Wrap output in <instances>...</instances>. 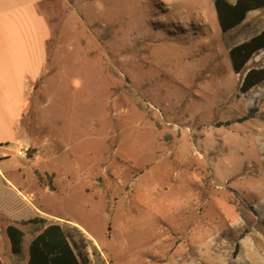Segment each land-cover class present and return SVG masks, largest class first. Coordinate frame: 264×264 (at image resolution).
Returning a JSON list of instances; mask_svg holds the SVG:
<instances>
[{"label":"rangeland","instance_id":"374dc122","mask_svg":"<svg viewBox=\"0 0 264 264\" xmlns=\"http://www.w3.org/2000/svg\"><path fill=\"white\" fill-rule=\"evenodd\" d=\"M38 9L48 61L21 131L39 152L11 141L4 168L36 167L21 195L45 223L88 264H264V81L239 91L241 26L221 30L214 0Z\"/></svg>","mask_w":264,"mask_h":264},{"label":"crops","instance_id":"0c3cea01","mask_svg":"<svg viewBox=\"0 0 264 264\" xmlns=\"http://www.w3.org/2000/svg\"><path fill=\"white\" fill-rule=\"evenodd\" d=\"M40 1L0 0V174L8 185L22 195V191L29 194L33 192L23 179L35 176L36 167L29 165L28 168L25 163L26 166L23 164L18 169H5L4 163L9 159V154L5 151L11 141L19 139L23 145L37 149V144L24 136L21 130L27 96L35 90L32 82L41 80L48 61L51 29L47 18L38 9ZM237 26H241V30L245 32L241 42L259 33L264 27V7L250 10L235 27ZM247 65H264V49L256 53ZM36 151L39 152L38 149ZM30 155L29 158L34 160L37 153L34 150ZM11 223L24 231L20 254L13 253L11 249V240L7 234V226ZM25 225L27 224L13 222L0 213L2 264H27L29 244L38 231L28 233Z\"/></svg>","mask_w":264,"mask_h":264},{"label":"trees","instance_id":"16d2710c","mask_svg":"<svg viewBox=\"0 0 264 264\" xmlns=\"http://www.w3.org/2000/svg\"><path fill=\"white\" fill-rule=\"evenodd\" d=\"M221 30L228 31L238 25L250 10L263 8L264 0H214ZM264 49L263 29L230 48V58L236 73L242 74L239 91L244 93L264 81V65L248 66L247 62ZM251 116L247 114L239 120ZM32 151V149L30 150ZM0 213L13 222L21 224H43L29 244L27 264H88V257L78 249L77 243L58 222L45 223V219L0 174ZM11 249L15 254L22 252L24 231L13 223L7 226ZM0 264H2L0 260Z\"/></svg>","mask_w":264,"mask_h":264},{"label":"built area","instance_id":"2783aa9c","mask_svg":"<svg viewBox=\"0 0 264 264\" xmlns=\"http://www.w3.org/2000/svg\"><path fill=\"white\" fill-rule=\"evenodd\" d=\"M17 155L20 156V157L26 158L27 157V149L19 148L17 150Z\"/></svg>","mask_w":264,"mask_h":264}]
</instances>
